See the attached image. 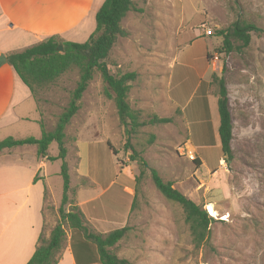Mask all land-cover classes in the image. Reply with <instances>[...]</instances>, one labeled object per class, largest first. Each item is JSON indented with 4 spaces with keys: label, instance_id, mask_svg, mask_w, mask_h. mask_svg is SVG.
<instances>
[{
    "label": "rangeland",
    "instance_id": "374dc122",
    "mask_svg": "<svg viewBox=\"0 0 264 264\" xmlns=\"http://www.w3.org/2000/svg\"><path fill=\"white\" fill-rule=\"evenodd\" d=\"M132 3L133 10L120 22L127 36L117 38L107 63L114 74L136 73V79L129 83L128 102L132 110L138 111L140 120L156 115L171 121L137 128L130 141L136 151L133 160L131 150L125 147L126 136L114 101L105 96V84L95 70L78 111L65 128L68 194L72 192L73 200L78 192V198L83 199L99 194L111 181L115 184L109 193L122 181L129 182L126 185L134 195L133 212L125 224L129 230L111 250L130 263L264 264V0ZM237 20L252 23L256 29L249 32L247 47L239 49L240 42L232 40L233 48L226 52L223 36L217 31ZM205 28H210L212 34L206 36ZM214 56L218 58L216 64L212 63ZM198 70L204 75L200 82ZM213 75L225 80L233 128L230 163L219 166V148L205 150L209 165L219 167L210 173L205 167L198 169L197 158L193 153V157L189 155L186 125L168 95L176 89L180 103L192 106L203 94L199 85L204 83L209 115L216 122L219 86L212 80ZM78 77V69L72 68L36 92L33 103L45 131L54 128ZM195 82H199L197 88ZM23 126V137L42 135L38 122ZM48 152L57 155L56 142L51 143ZM139 158L147 166L140 165ZM62 162L49 161L47 168L48 185L57 199L63 191L59 174ZM149 168H154L164 181L176 184L180 192L187 187V196L204 210L206 203L214 205L218 215L212 217L205 210L213 220L199 247L191 240L181 206L156 190ZM116 198L119 204L120 196ZM46 209L56 216L52 207Z\"/></svg>",
    "mask_w": 264,
    "mask_h": 264
},
{
    "label": "crops",
    "instance_id": "0c3cea01",
    "mask_svg": "<svg viewBox=\"0 0 264 264\" xmlns=\"http://www.w3.org/2000/svg\"><path fill=\"white\" fill-rule=\"evenodd\" d=\"M103 1L0 0V141L9 136L26 138L21 135L25 129L23 124H42L33 95L6 56L53 35L64 41H86L94 31L95 14ZM173 61L176 62V58ZM197 76L200 77L199 82L204 78L201 70H198ZM199 82H195L196 88ZM172 91H169L168 99L179 110L186 125L185 145L197 158L198 169L205 167L212 173L219 168L208 163L209 153L205 150L209 147L220 149L218 164L223 168L225 162L219 144V120L214 122L209 115V97L207 105L202 94L199 101L190 106L189 102L180 103L177 90ZM35 153V146L27 144L0 152V264H26L39 237L48 238L59 219L61 198H55L48 185L49 161L45 158L38 160ZM114 184L111 181L95 196L79 199L77 192L73 197L74 204L80 208L89 224L101 234L124 227L133 212L134 195L130 194L131 188L126 185L129 182L122 181L109 193ZM188 191L184 187L183 194L189 195ZM102 194L106 195L104 199ZM118 196L121 199L119 204ZM69 198H72V192ZM46 206L55 210V217L47 212ZM64 227L66 239L58 252L56 264H77L71 244L73 236H79L72 229ZM87 264L100 263L93 261Z\"/></svg>",
    "mask_w": 264,
    "mask_h": 264
},
{
    "label": "trees",
    "instance_id": "16d2710c",
    "mask_svg": "<svg viewBox=\"0 0 264 264\" xmlns=\"http://www.w3.org/2000/svg\"><path fill=\"white\" fill-rule=\"evenodd\" d=\"M130 10H133L132 0H104L95 14L94 31L86 41H64L57 35H53L6 56L7 61L33 97L38 90L54 82L66 71L77 68L79 74L76 86L71 91L69 102L59 114L52 130L45 131L41 124L43 132L39 138L30 136L16 139L9 136L0 141V152L4 149L27 144L35 146V157L38 160L45 158L47 161L59 159L63 161L59 173L62 178L63 189L58 208L59 219L48 238L39 237L37 246L26 264H56L58 252L66 239L64 226L79 234V238L73 236L71 244L77 264H87L93 261L100 264H133L124 258L117 257L111 250L118 241L126 236L129 227L124 226L105 234L98 233L92 229L80 208L69 198L70 179L65 162L67 149L64 146L65 128L78 111L79 101L95 70L100 73L105 84V96L114 101L119 123L126 136L125 147L131 150L133 160L136 159L134 157L136 151L131 148L130 141L137 128L146 124H161L171 121L169 117H157L156 115L148 120H140L138 111L132 110L128 102L129 83L136 79V73L114 74L107 63L117 38L127 36V31L121 27L120 22ZM254 29L256 27L252 23L237 20L229 28L219 30L217 33L223 36V48L229 52L233 48L232 40L240 42L239 49L247 47L250 42L249 32ZM59 46H61V50L58 49ZM212 80L219 86L217 99L219 144L224 161L228 164L232 159L233 128L228 93L223 77L213 75ZM199 88L204 95V83H201ZM203 101L207 105L205 95ZM52 142H56L58 145V153L55 156L48 152ZM138 162L142 166H147L146 161L142 158H139ZM149 169L151 181L156 190L166 200L181 206L191 240L195 247H199L207 236L209 223L213 218L206 213L202 206L173 187L172 182L164 181L154 168ZM139 176L136 177L137 181ZM66 205H68L67 209L65 208Z\"/></svg>",
    "mask_w": 264,
    "mask_h": 264
},
{
    "label": "bare ground",
    "instance_id": "6f19581e",
    "mask_svg": "<svg viewBox=\"0 0 264 264\" xmlns=\"http://www.w3.org/2000/svg\"><path fill=\"white\" fill-rule=\"evenodd\" d=\"M204 206H205V210H207V213H209L210 216L217 217L218 213H217V211H216V209L212 203H210V202L206 203ZM223 217H226V216L224 215Z\"/></svg>",
    "mask_w": 264,
    "mask_h": 264
},
{
    "label": "built area",
    "instance_id": "2783aa9c",
    "mask_svg": "<svg viewBox=\"0 0 264 264\" xmlns=\"http://www.w3.org/2000/svg\"><path fill=\"white\" fill-rule=\"evenodd\" d=\"M203 33L206 35V36H209V35H211L212 34V30L210 29V28H205L204 30H203ZM218 60V58H217V56H214V58L212 59V63H215L216 64V61ZM189 155L191 156V157H193L192 156V154H191V152L189 151Z\"/></svg>",
    "mask_w": 264,
    "mask_h": 264
},
{
    "label": "water",
    "instance_id": "95a60500",
    "mask_svg": "<svg viewBox=\"0 0 264 264\" xmlns=\"http://www.w3.org/2000/svg\"><path fill=\"white\" fill-rule=\"evenodd\" d=\"M58 49L61 50V46H59Z\"/></svg>",
    "mask_w": 264,
    "mask_h": 264
}]
</instances>
